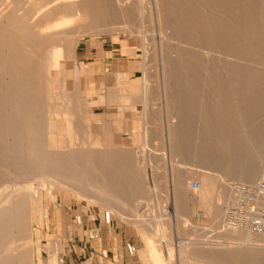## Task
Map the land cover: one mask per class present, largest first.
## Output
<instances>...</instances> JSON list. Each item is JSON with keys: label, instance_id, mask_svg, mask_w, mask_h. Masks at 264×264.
Wrapping results in <instances>:
<instances>
[{"label": "rangeland", "instance_id": "obj_1", "mask_svg": "<svg viewBox=\"0 0 264 264\" xmlns=\"http://www.w3.org/2000/svg\"><path fill=\"white\" fill-rule=\"evenodd\" d=\"M145 1L147 2V0ZM58 2L52 3L50 7ZM20 3L21 7H27L29 10V7L33 9L39 7L42 1L20 0ZM245 6L248 9V14L252 16L253 11H251V8L253 4L251 0L250 2L249 0H245ZM6 13L3 12V15ZM23 14V12L20 13V15ZM66 16L67 20L62 24V29L64 30L61 41L62 45L64 46L66 41L71 38H77L80 41L74 50L73 59L69 57L68 61L62 62V82L66 80L69 82L71 93L73 90L77 91L85 87L88 93H92L93 91L96 94L105 93L104 100L107 104L112 101L108 112L100 107H89L93 110L88 109L86 115H84L86 110L80 111L77 119L80 120L81 118L82 121L75 132H80L79 134L82 135V138L87 141V146L78 145L74 150L84 151L88 149V151L96 153L101 152L100 150H103V148H105L104 150L117 148L114 143L115 139L120 137L117 134L120 126L121 130L119 132H121L123 137L127 139L133 137L132 141L135 140L129 148H133V157L138 160L140 159L138 153L140 144L144 141L143 135L138 133V124L141 122L139 118L147 114L149 135L146 139L149 140L147 146L149 157L152 160L150 171L144 172L143 180L146 182V186L149 187L151 183L148 184V180L152 175L153 184H151L150 189H153L155 186L159 187L161 199L159 203L166 210V212H163L162 218L164 223H166L165 228H167L170 234L168 238H171L174 243L180 242L186 244L189 241L197 242L200 248L217 249L222 252L223 256L226 251L225 247L232 251L234 249L235 255L228 253V257H233L230 263L237 264L236 255H241L240 252L237 253V250H241L240 247L243 244L249 243L246 234L244 236L243 233H251L245 230L242 233L239 232L241 230L235 231L229 227V215L226 209L228 205L236 201L237 192L235 191V187L238 184L255 187L258 183L264 182V138L259 146L262 155L258 154L259 156H257L251 146H244L250 160L249 167L254 166L258 169V180L252 182L244 179L243 176L231 178L229 172L231 168L235 167V157L232 154L233 147L241 141L243 143L245 141L248 142V136H250V133L251 135L253 134V129L257 133V130L259 131L261 128H264V42L261 43L253 39L255 32L253 28L256 26L259 28L260 26L264 32V21L258 19L259 21L250 23L237 22L238 30L235 34L234 30L229 29V34H222L221 36L215 24H210V30L203 28V30H206V35L198 34L192 37V35L185 31L183 36L179 37L178 35H173V28L175 26L170 27L167 25L159 27L154 22V16L149 15L143 28L139 26L129 29L112 30L100 28L93 31L86 30L85 25L88 21L84 20L81 15L78 16L73 12L66 14ZM34 18L32 17L30 22L34 23ZM260 33L264 36V33ZM236 36L238 39H236ZM138 37L143 40L142 49L137 47L136 39ZM130 43L136 46L134 54H131L130 50H128ZM257 45H263V49L257 48ZM229 47H232L233 51ZM241 48L245 49L242 50ZM182 49H185L186 52H193L191 57H193L192 66L194 65V67L191 69L188 66L189 70H187L186 66L189 60L184 61L180 69L181 72L180 70L177 71V75L180 73V76L178 75L180 87H177L178 83L176 84L175 79L172 77L170 84L173 86H170L168 89L171 96L167 94L171 102L166 104L168 97L166 98V90L163 88L162 67L170 57L168 55L172 53V57H176L180 51H183ZM240 55H248L250 57L254 55L255 58L246 59L247 57L244 58ZM234 58L235 61L240 62V64L242 63V65H238L243 66V68L246 66L247 74L255 71L253 74H249L251 79H247L246 76V81L245 78L239 79V75V77L233 75L232 70L236 71V69L239 70L240 68L236 64L237 62H233ZM242 58L245 59L246 64ZM137 62H141L142 64ZM231 62H233V65L231 64L230 66ZM121 64L123 66L130 65L128 66L129 69L126 70L128 73L126 74L127 77L143 81L147 87L148 85L151 87V90L147 94L148 105L146 110H142L141 107L136 106L137 104L126 107L120 103V98H113L109 94V90L113 88V85L118 84L120 75H124L120 71ZM140 67L144 68L141 69ZM67 73H69V76ZM143 77L148 80L142 79ZM120 81H124V79L121 78ZM159 81H161V84ZM243 81L249 83L246 85ZM240 82L246 85L244 87L249 92L251 90L255 91L254 94L252 91L251 93L248 92L252 97L246 94L249 97L247 101L248 103L250 102L249 104L246 103L247 105H242L241 103L240 105L237 104L238 101H235V96L237 95L234 89L236 85L238 86L237 83ZM125 83L128 84V82ZM79 86L81 87L79 88ZM125 91L126 89L123 90V93H126ZM132 91L140 93L138 96H141L142 90L140 86L133 88ZM114 100L115 102H113ZM252 101L256 104L260 102L259 106L253 104ZM64 104H66V101H62L61 98L58 101V106ZM253 106H258L259 108L257 107L256 109ZM83 108L84 106L81 109ZM252 108L255 110L253 109L249 113V110ZM258 109L260 110L259 112ZM248 114H251V116ZM95 115H106L103 118L104 123L102 125L94 122L93 118ZM254 116L255 119H253ZM113 118H118L120 122L118 124L111 122ZM133 128L136 129L131 132L130 130ZM171 129L173 130L172 133L170 132ZM57 135L56 139L59 151L69 152V135L67 133L62 134V132H59ZM167 137H171L173 141H169ZM62 138L65 139L63 140ZM62 145L67 149H64ZM210 149L211 151H209ZM176 173L188 178L186 187L182 186L178 188L174 184ZM205 177H214L217 181L218 193L216 198L212 199L210 203L213 206L219 204L224 209L222 218V220L224 219L222 223L224 222V226L226 227L224 229L218 225V218L214 219L215 217L213 218L209 211L204 212L203 210L196 209L199 206L198 200L200 199L196 191L197 188L193 187V182L199 183L200 186L201 180ZM8 179L6 178V180ZM97 181L99 183L100 179ZM12 183L14 182L8 180V188H12ZM50 183L48 180L42 184L35 183L28 189L30 194L34 195L33 205L38 210L29 217V230L23 235L24 237H30L32 248L38 250V255L33 257L31 264H147V258L144 256V253L147 254L148 249H152L155 244H151V240L143 232L144 230L140 221L127 215L121 216L115 210L102 207L96 201H88L73 192L66 191L62 193V188ZM172 187L174 188L172 191L173 196L168 192L166 194L165 191H162L167 190V188L171 190ZM155 194L157 195V193L151 192L150 195ZM172 197L178 199L188 198L187 201L181 204V208L184 210L182 212L183 215L174 214V210L170 207L172 205L170 198ZM131 205H135V207L145 205L140 209V214L152 215L149 209L152 205L149 202L133 200ZM96 215L97 218L95 219ZM100 218L102 221H110L112 226L115 225L117 227V234H114V230L111 228L108 231L97 228L98 224H100ZM231 231L234 233L233 236L230 233ZM152 236L156 239L158 238L154 234ZM159 237L164 240L167 239L166 236H162L161 234ZM129 242L134 243L136 246V252L132 255H129L126 249V245ZM173 247L175 248V256L177 258L178 251L183 249L185 252H194L193 248L195 246L188 245L186 248H182L181 246ZM259 247L261 248L259 255L262 258V262H264V242H259ZM74 248L76 251H74L72 256L71 250H74ZM22 249L23 247L20 248V250ZM189 261H191V264H198L197 260ZM189 261L186 263L182 261V264H190Z\"/></svg>", "mask_w": 264, "mask_h": 264}, {"label": "bare ground", "instance_id": "obj_2", "mask_svg": "<svg viewBox=\"0 0 264 264\" xmlns=\"http://www.w3.org/2000/svg\"><path fill=\"white\" fill-rule=\"evenodd\" d=\"M40 1H42V4L39 7L36 9L29 7L28 10L27 7H21L20 0H0V264H31L33 257L38 255V250H34L30 244V237L23 236L29 230V217L32 216L34 212L38 211L33 205L34 195L30 194L28 190L31 185L35 183L42 184L44 181L48 180L51 182L50 184L58 185L62 188V193L66 191L73 192L88 201H96L94 199V190H96L94 186L97 180L100 179L99 184L102 185L103 188V193H101L104 194L103 201L108 198L107 201L114 203H116L115 201L120 202L126 200V195L123 193H130L133 186L145 187L147 185L143 180V174L145 171H150L152 160L151 157H149L147 146L149 140L146 139L149 135L147 114L139 118L141 122L138 124V133L143 135L144 141L140 144L138 152L140 159L138 160L133 157V148H129V146H132L129 142L131 138L127 139L123 137L121 132H119L121 130L120 126L117 134L123 141L121 140L122 144L117 148H111L109 150H104L105 148H103V150H100L101 152H96L95 154L88 151V149L84 151L74 150L78 145L87 146V141L82 138V135L79 134L80 132H75L82 121L81 118L80 120L77 119V115L80 111L86 110L84 112V115H86L88 109L100 107L108 112V108L111 107L112 101L107 104L104 100L106 96L105 93L96 94L95 91H93L95 94H93V92L88 93L85 87L81 89V86H79V90H73L71 93L69 82L67 80L62 82V62L68 61L69 57H73L74 50L80 41V39L71 38L66 41L64 46L62 45V35L64 34L62 24L67 20L66 14L74 12L78 16L81 15L84 20L88 21L85 25L86 30L92 31L100 28H109L110 30L121 28L129 29L134 26L143 28L145 27L147 16H154V22H156L159 27H165L167 25L170 27L175 26L173 28V35H178L179 37H182L185 31L192 35V37L198 34L206 35V30H203V28L210 30V24H215L221 36L222 34H229V29L234 30L233 32L235 34L238 30L237 22L250 23L259 20L264 21V0H251L253 4L251 8V11H253L252 16L248 14L245 0H147V2L145 0ZM56 1L59 2L50 7V5ZM3 12L7 13L3 15ZM21 12L24 14L20 15ZM32 17H36L34 18V23L30 22ZM24 18L26 19L24 20ZM261 28L260 26L259 28H257V26L253 28L255 30L253 39L263 43L264 36H262L260 32H264ZM236 39H238L237 36ZM136 41L137 47L142 49V38L138 37ZM135 48L136 46L130 43L128 50H130L131 54H134ZM229 48L233 51L232 47ZM257 48L263 49V45H257ZM241 49L244 50L245 48ZM189 52H186L184 49L180 51L176 57H172L171 53L168 55L170 57L167 61L164 58L166 62L162 67V81L164 85L163 88L166 90V98L168 97L167 94L170 95L168 89L170 86H173L170 84L172 77L175 79V83H178L177 87H180V73L178 72V76L177 71L181 69L184 61L189 60L188 65H185L187 70H189L188 66H190L191 69L194 67V65L192 66L193 57H191L193 52ZM240 56L244 58L247 57L246 59L255 58L254 55H251L252 57L248 55ZM243 60L245 61V59ZM243 60L241 61L243 62ZM233 62H237L235 58ZM233 62L229 65L231 66ZM236 64L238 65L240 62ZM240 65H242V63ZM240 65H238L240 67L239 70L236 69L238 72L232 70L233 75H239V79H243L246 76L247 79H249V74H253L255 71H251L247 74L246 66L244 65L245 70L243 66ZM128 66L130 65H120L121 69H119L124 75H120L119 80L123 78L124 81L119 82L117 79L118 84L113 85V88L109 90V94L113 96V98H120V103L126 107L135 106V104H137L136 106H139V108L141 107L142 110H146L148 105L147 94L149 90H151V87H149V85L147 87L143 81L127 77L126 74L128 73L126 70L129 69ZM238 66L236 67L238 68ZM123 68H125V70H123ZM140 68L143 69L144 67ZM67 75L69 76V73H67ZM144 77L142 78L144 80L148 78ZM260 80L262 81V79ZM125 82H128V84ZM159 82L161 84V81ZM240 83H237L238 86L236 85L234 89L237 95L235 96V101H238L237 104L241 103L245 105L248 103L247 98L249 97L247 96L251 95L249 93H251L252 90L249 92V90L244 87L249 82L243 81L246 85L242 84V82ZM259 83L261 84L260 81ZM137 86H140L142 90L141 96H138L140 93H134L132 91V89ZM255 87H253V89H255ZM125 89L126 93H123ZM246 94L249 95L246 96ZM61 98L62 101H66V104L58 106V101L61 100ZM113 102H115V100ZM168 102H171L169 97L166 100V104H168ZM252 103L256 104L253 101ZM259 104L257 102L256 105L259 106ZM82 106H84L83 109H81ZM253 109L254 108L249 110V113L252 112ZM259 111L258 109V112ZM105 116L95 115L93 120L99 123V125H102ZM249 116H251V114ZM253 119H255V116ZM111 122H116L118 124L120 120L118 118H113ZM135 129L133 128L130 131L132 132ZM252 131L253 134L251 135L250 133V136H248V142L245 141L243 143L241 141L237 143L238 145L236 144V146L233 147L232 154L235 157V167L231 168L229 172L231 178H240V176H243L244 179L252 182L259 178L258 169L254 166L249 167L250 160L245 152L246 149L244 146H251L255 154L259 156L258 154H261L259 146L264 138V128H261L259 131L257 130V133L254 132V129ZM59 132L69 135V152L59 151L56 139V135ZM170 132L172 133L173 130L171 129ZM168 139L169 141H173L171 137ZM62 146L64 149L66 148L64 145ZM211 149L209 151H211ZM232 160H234V158H232ZM232 164L234 163L232 162ZM176 174L177 175L174 176V184L178 186V188L182 186L186 187L188 178L184 175ZM6 178H9L8 180L10 182H14L12 183V188H8L9 184ZM148 181V184H153L152 175L149 177ZM151 184L149 187H151ZM196 191L199 194V202L205 204L204 208L212 214L213 218L215 217L214 219L218 218L217 223L220 227L223 229L226 228L224 222L222 223L224 220H222L224 209L219 204L213 206L210 203L212 199L216 198L218 193L216 179L214 177H205L201 180V184ZM105 204L107 203L105 202ZM100 206L102 205L100 204ZM131 211L130 209V212ZM153 211V215L155 216L153 221L159 223V232L161 234V224L164 223L162 218L163 212H166V210L157 207L153 209ZM130 217L132 218L131 215ZM148 226L149 225H147V228ZM229 227L235 231L241 230L239 232L245 230L231 225H229ZM232 232L233 231L230 233ZM233 234L234 233H232V236ZM243 234L244 236L246 234L249 243H247L248 245L242 243L243 245L240 247V264H264L259 255L261 251L259 242H264V233L254 234L257 235L256 237L251 235L253 233ZM237 238L239 239V237ZM22 247L23 249L20 250ZM225 250L227 254L235 255L234 249L232 251L225 247ZM217 251V249H212L213 254H217ZM168 261L170 260L168 259ZM189 263L191 264V261H189ZM213 263L234 264L218 261H214ZM198 264L204 263L198 262Z\"/></svg>", "mask_w": 264, "mask_h": 264}, {"label": "crops", "instance_id": "obj_3", "mask_svg": "<svg viewBox=\"0 0 264 264\" xmlns=\"http://www.w3.org/2000/svg\"><path fill=\"white\" fill-rule=\"evenodd\" d=\"M132 138L129 139V142L130 143L135 142V140L132 141ZM115 140H116L115 143H114L115 147H118V146H120V144H122V142H121L122 139H120V137L119 138L117 137ZM97 183H98V181L95 183V186L96 187L94 186V189H96V190H94V194H95V196H94L95 198L94 199L96 200V202L99 205L101 204L102 207H107V208H110L112 210H115L118 214L120 213L121 216L122 215H127L128 217H130V215H131L132 218L137 219L138 221H140V223L142 225V229L144 230L143 232L151 240V244L152 243L155 244L152 249L151 248L148 249V251H147L148 256H147L146 253H144V256H146V258H147V264H169V263L170 264H182V261L184 263H186L190 259L192 261L197 260L199 263L202 262L204 264H214L213 263L214 261H218V262H231L233 260V257H231V258L228 257L227 251H225L226 253H225L224 257H223V255L221 256V254H222L221 251L219 252V250H218L217 251V254H213L212 249H207V248L206 249H204V248L202 249V248H200V246H199V244L197 242H190L189 241L186 244H183V243H180V242L179 243H174V241L172 242L171 238H168V236H170V234L167 231V228H165V225L166 224H164V223L161 224V228H162L161 235L162 236H166L167 239L164 240L163 238H160L159 237L160 236L159 223L153 221L154 220L153 218H155V216L153 215V212H154L153 209H155L157 207L164 209L163 207H161V205L159 203V201L161 200L160 199V192L158 190L159 187H156L155 186L153 189L152 188L150 189V187H146V186L145 187L144 186H142V187H140V186H133L132 191L130 193H127V192L126 193H123V194L126 195L125 196V199L126 200H123V201H120V202L119 201H115L116 203H114V202L107 201L108 198H106V200L103 201V199H104V194H102L103 193L102 192V189L103 188H102V185H100L99 183L97 184ZM173 190H174V188L172 187L171 190H168V188H167V190H162V191H165V193L168 192L169 194H171L173 196V192H172ZM175 190H176V188H175ZM151 192L157 193V195L156 194L155 195H150ZM168 193H166V194H168ZM133 200H141V201H144V202H149L150 205H152L149 208L151 210L150 212H152V215H150V216L147 215V214H140L139 215L140 209L143 206H145V205H139V206L135 207V205H131V202H130V201L133 202ZM170 200L172 201V205L170 207H171L172 210H174V214H181V215H183L182 212L184 210L181 208V204L184 203L185 201H187V199H181V198L178 199V198L172 197V198H170ZM105 202L107 204H105ZM117 203H118V205H117ZM126 205H127V207H126ZM204 205L205 204L201 202L199 204V206H197V208L196 207L195 208L196 209L203 210L204 212L205 211L207 212V209L201 208V207H204ZM178 207H179V211H178ZM130 209L132 210L131 212H130ZM118 211H120V212H118ZM135 213H136V215H135ZM138 216H139L140 219L137 218ZM142 216H144V217H142ZM96 218H97V215L95 216V219ZM99 220H100L99 221L100 224H98L97 228L106 229L107 231H108L109 228H111V229L114 230V234H117V227L115 225L112 226V223L110 221L109 222L102 221L101 218ZM155 224H156V226H155ZM147 225H149L148 228H147ZM149 227H150V229H149ZM152 234H154L155 236H158V238L157 239L154 238L152 236ZM177 245H179L181 247H187L188 245H193V246H195L193 248L194 249V252L193 251L192 252H185V250L181 249L180 251H178V255H177V258H176V256H175V248L173 246L176 247ZM74 251H76L75 248H74V250L73 249L71 250V255L72 256L74 254ZM237 253H239L238 250H237ZM168 259L170 261H168ZM236 259H237L236 261L238 262L237 264H240L239 260L241 258H240V256L238 254L236 255Z\"/></svg>", "mask_w": 264, "mask_h": 264}, {"label": "built area", "instance_id": "obj_4", "mask_svg": "<svg viewBox=\"0 0 264 264\" xmlns=\"http://www.w3.org/2000/svg\"><path fill=\"white\" fill-rule=\"evenodd\" d=\"M199 183L193 182V187L198 188ZM236 201L227 206L229 225L243 228L250 233H264V182L255 187L238 184ZM127 253L132 255L136 252L134 243H127Z\"/></svg>", "mask_w": 264, "mask_h": 264}]
</instances>
